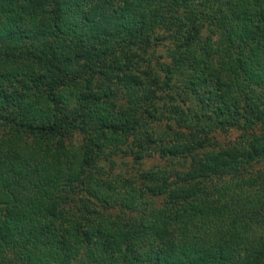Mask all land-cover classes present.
Instances as JSON below:
<instances>
[{
    "label": "trees",
    "instance_id": "16d2710c",
    "mask_svg": "<svg viewBox=\"0 0 264 264\" xmlns=\"http://www.w3.org/2000/svg\"><path fill=\"white\" fill-rule=\"evenodd\" d=\"M0 264H264V0H0Z\"/></svg>",
    "mask_w": 264,
    "mask_h": 264
},
{
    "label": "rangeland",
    "instance_id": "374dc122",
    "mask_svg": "<svg viewBox=\"0 0 264 264\" xmlns=\"http://www.w3.org/2000/svg\"><path fill=\"white\" fill-rule=\"evenodd\" d=\"M158 42L157 45L154 47L150 48L147 54H144V58L146 59L147 63L151 65L150 67H155L160 63L167 62L166 56L164 54L165 49L167 46H169L167 39L168 36L164 35L163 32H158ZM202 37L205 38L209 34L208 31H203L201 33ZM214 39H217L216 36H213ZM146 63V62H145ZM147 67V65H145ZM235 138V133H232L230 135H224L221 136L219 141L221 143H226L230 140H233ZM117 166H116V171L117 172H123L125 178H127L134 186L136 187H141L142 186V177L144 176L145 173L151 171L152 169L155 168V165L158 167H162L164 164L163 160L160 159H143L140 164L138 163H131V161L128 160H117ZM180 166L177 165V168L174 166H169L165 167L164 171L168 172H173L174 169H180ZM155 170V169H154ZM156 171H163V170H158ZM170 178V177H169ZM172 175L171 178L168 180V183L172 184Z\"/></svg>",
    "mask_w": 264,
    "mask_h": 264
}]
</instances>
